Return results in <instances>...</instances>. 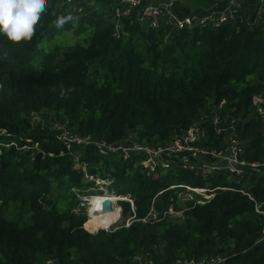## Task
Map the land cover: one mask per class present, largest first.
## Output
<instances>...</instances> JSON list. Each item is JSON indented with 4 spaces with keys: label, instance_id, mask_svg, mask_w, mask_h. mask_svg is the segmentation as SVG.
Returning a JSON list of instances; mask_svg holds the SVG:
<instances>
[{
    "label": "trees",
    "instance_id": "1",
    "mask_svg": "<svg viewBox=\"0 0 264 264\" xmlns=\"http://www.w3.org/2000/svg\"><path fill=\"white\" fill-rule=\"evenodd\" d=\"M60 1L46 0L30 40L0 33V264H138L134 257L139 264H264V215L251 201L215 189L197 204L198 195L180 197L186 191L176 186L241 187L260 202L259 179L235 184L222 171L214 177L174 165L146 173L136 159L101 154L93 144L66 150L60 138L64 131L114 144L132 136L164 148L195 123L212 138L204 116L217 113L232 119L244 158L264 159V119L256 113L264 101V19L248 22L252 12L242 6L216 26L152 27L133 11L119 18L113 37L110 0L86 15L68 14ZM59 16L73 19L57 28ZM64 33L70 42L39 48ZM75 155L86 177L73 168ZM89 176L129 197L132 210L117 201L122 216H133L128 226L82 228L101 227L85 221L76 196L92 188ZM94 216L113 222L107 212Z\"/></svg>",
    "mask_w": 264,
    "mask_h": 264
},
{
    "label": "built area",
    "instance_id": "2",
    "mask_svg": "<svg viewBox=\"0 0 264 264\" xmlns=\"http://www.w3.org/2000/svg\"><path fill=\"white\" fill-rule=\"evenodd\" d=\"M100 0H61L60 5L68 14L86 15L89 12H97L100 5L97 4ZM224 7L218 12H205L203 14H184L176 15L173 12V0H165L159 4L144 3L143 0H114V5L111 8V20L113 26V37H118L120 26L118 24L121 16L135 12L138 19H147L149 25L155 27L160 23L170 24L175 28L191 27L198 25H213L216 26L225 20H233L236 13L242 6L248 7L252 14L249 16L248 22L256 23L260 19H264V0H223ZM221 103L219 104V106ZM256 113L264 119V101L256 108ZM211 127L212 138L208 136V132L200 125L195 123L185 131L173 137L172 141L164 148H152L138 143L132 136H127L120 142L107 144L100 140L90 139L89 137H80L77 135H68L62 132L61 140L68 150L70 143L77 145L93 144L101 154L117 153L121 159H136L146 173L152 172L155 168H169L174 165L182 170L198 171L201 174H211L220 171L229 175L235 184L241 181H247L250 177L259 179L264 186V159L250 161L243 157V142L237 137L232 119H222L217 113H211L204 116ZM62 125L60 126V128ZM58 128V127H57ZM214 139H218L219 149L214 146L206 145L208 141L212 143ZM36 146V144L34 145ZM42 155V152H41ZM72 166L74 169H80L85 175V164L78 160L75 155L73 157ZM88 178H91L89 176ZM97 179V178H95ZM109 180H100L99 184L107 186ZM184 188L185 194L192 199L190 195L195 194L200 198L195 202L201 204L202 200L208 199L215 189L220 190H235L244 195L253 203L255 213L264 215V199L256 202L251 192L244 188L231 187H215L214 189L192 188L186 185H176ZM172 187V186H171ZM199 190L198 192H195ZM78 198L81 195L76 194ZM126 199L132 210V201L126 195L121 197ZM115 210V209H114ZM119 214V208L116 209ZM168 214L172 216L180 215V211L173 212L168 209ZM151 215V216H150ZM149 218L153 217L151 211L147 213ZM133 216L124 220L121 224L126 227L132 221ZM142 219L141 221H143ZM115 228V227H114ZM264 241V234L258 241ZM134 260L139 264V257H134ZM221 259L215 258L210 260L192 261H177L178 264H219ZM53 260H47L46 264H53Z\"/></svg>",
    "mask_w": 264,
    "mask_h": 264
},
{
    "label": "clouds",
    "instance_id": "3",
    "mask_svg": "<svg viewBox=\"0 0 264 264\" xmlns=\"http://www.w3.org/2000/svg\"><path fill=\"white\" fill-rule=\"evenodd\" d=\"M45 8L46 0H0V33H3L9 41L14 43L30 40ZM72 19L71 16H59L54 23L57 28H61ZM38 153L41 154L40 151ZM124 196L126 195H120V198L115 199L114 202H127L126 199L121 198ZM85 201L87 202V200ZM86 215L88 216V213Z\"/></svg>",
    "mask_w": 264,
    "mask_h": 264
},
{
    "label": "rangeland",
    "instance_id": "4",
    "mask_svg": "<svg viewBox=\"0 0 264 264\" xmlns=\"http://www.w3.org/2000/svg\"><path fill=\"white\" fill-rule=\"evenodd\" d=\"M111 1V3L112 4H110L111 5V7H113V5H114V0H110ZM97 4H99V5H101V1H97ZM70 42L71 41V39L69 38L68 39V36L64 33V35H62V36H58V35H56L55 36V38H53V39H51V40H49V41H46V40H42L40 43H39V48L41 47V45H42V47H49V46H51V45H53L54 43H61V44H63V43H66V42ZM56 124L57 123H54L53 125H52V127H59V126H56ZM212 174H215V176L214 177H217V175H218V173L217 172H214V173H212ZM206 175H209V174H206ZM88 180H90V181H93V185H92V188H90L89 189V191L85 194V195H83L82 196V198H79V200L81 201V202H83L84 203V205H85V217H86V219H85V221L86 220H89V217L86 215V208H87V202L85 201V200H87L88 198L90 199V198H92V196H96V194H98V193H101V192H108V190L106 189V186L105 185H102V186H100L101 184H99V182H100V179H95V178H88ZM225 181V183H229L230 182V179H229V177L228 176H226V179L224 180ZM220 183H221V181H220ZM91 193V194H90ZM108 194L109 195H111V193H109L108 192ZM113 195V194H112ZM179 196L180 197H185L186 199H190L188 196H187V194H185L184 192H181L180 194H179ZM192 195H190V197H191ZM128 203V202H127ZM118 203H116V202H112V208H114V209H117V208H119V206L117 205ZM128 205H129V203H128ZM117 210H115V211H111L110 212V215H111V220L113 221V220H115V219H117L115 222H111V224L109 223V224H105V221H107L106 220V218H102V217H99V216H94V217H92L90 220H92L96 225H99V226H101V227H98L97 229H94V230H88V229H86L85 227H84V225L82 224V228L87 232V233H95L96 231H98V230H103V231H108V230H110V228H114V227H116V226H118L119 224H122L123 222H124V220L126 219V218H128V217H124V216H122L121 215V211H119V214H117V212H116ZM101 222H104V223H101Z\"/></svg>",
    "mask_w": 264,
    "mask_h": 264
},
{
    "label": "crops",
    "instance_id": "5",
    "mask_svg": "<svg viewBox=\"0 0 264 264\" xmlns=\"http://www.w3.org/2000/svg\"><path fill=\"white\" fill-rule=\"evenodd\" d=\"M165 0H143L144 3L159 4ZM252 2V0H246ZM223 0H173V12L176 15L203 14L218 12L224 7Z\"/></svg>",
    "mask_w": 264,
    "mask_h": 264
},
{
    "label": "bare ground",
    "instance_id": "6",
    "mask_svg": "<svg viewBox=\"0 0 264 264\" xmlns=\"http://www.w3.org/2000/svg\"><path fill=\"white\" fill-rule=\"evenodd\" d=\"M199 190H196L195 192H198ZM120 197V196H119ZM117 196H113L112 194L109 195L108 192H101L96 194V196H92V198L87 199V212L88 217L91 219L96 214H102V213H110L111 211H115L114 208H112V202L119 198ZM103 203L110 204L108 210H103L102 205ZM117 219L113 220L115 222Z\"/></svg>",
    "mask_w": 264,
    "mask_h": 264
},
{
    "label": "water",
    "instance_id": "7",
    "mask_svg": "<svg viewBox=\"0 0 264 264\" xmlns=\"http://www.w3.org/2000/svg\"><path fill=\"white\" fill-rule=\"evenodd\" d=\"M40 156H41V154L40 153H37L36 158H38ZM109 206H110V204L103 203L102 208H103V210H108L109 209Z\"/></svg>",
    "mask_w": 264,
    "mask_h": 264
}]
</instances>
